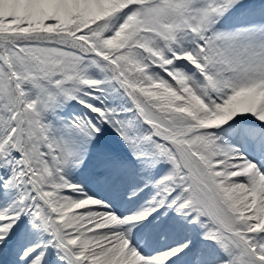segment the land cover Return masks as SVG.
I'll list each match as a JSON object with an SVG mask.
<instances>
[{
	"label": "snow or ice",
	"instance_id": "1",
	"mask_svg": "<svg viewBox=\"0 0 264 264\" xmlns=\"http://www.w3.org/2000/svg\"><path fill=\"white\" fill-rule=\"evenodd\" d=\"M0 264H264V0H0Z\"/></svg>",
	"mask_w": 264,
	"mask_h": 264
},
{
	"label": "rangeland",
	"instance_id": "2",
	"mask_svg": "<svg viewBox=\"0 0 264 264\" xmlns=\"http://www.w3.org/2000/svg\"><path fill=\"white\" fill-rule=\"evenodd\" d=\"M106 142L109 143L111 146H113L115 148H120L121 147L120 144H119L118 138L115 137L114 134L109 133V135L107 136ZM167 168H168L167 165H161L160 168L157 170L155 176L159 177V175H162L163 172L167 170ZM80 178H84V177L81 176Z\"/></svg>",
	"mask_w": 264,
	"mask_h": 264
},
{
	"label": "bare ground",
	"instance_id": "3",
	"mask_svg": "<svg viewBox=\"0 0 264 264\" xmlns=\"http://www.w3.org/2000/svg\"><path fill=\"white\" fill-rule=\"evenodd\" d=\"M186 231L195 234L194 229H190V228H188V229H186ZM197 233H198V232H197ZM198 240H199V239H198ZM198 240H197V241H198ZM170 241H171V240H167V241H165V242H170ZM197 241H196V244L199 245V244L201 243V240L198 241V242H197Z\"/></svg>",
	"mask_w": 264,
	"mask_h": 264
}]
</instances>
